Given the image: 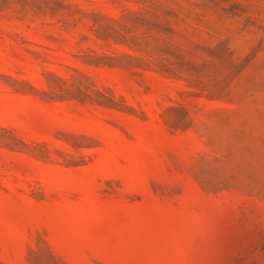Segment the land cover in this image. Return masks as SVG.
Here are the masks:
<instances>
[{"label":"rangeland","instance_id":"1","mask_svg":"<svg viewBox=\"0 0 264 264\" xmlns=\"http://www.w3.org/2000/svg\"><path fill=\"white\" fill-rule=\"evenodd\" d=\"M0 264H264V0H0Z\"/></svg>","mask_w":264,"mask_h":264}]
</instances>
